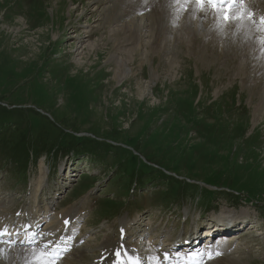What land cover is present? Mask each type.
Wrapping results in <instances>:
<instances>
[{
	"label": "rangeland",
	"instance_id": "obj_1",
	"mask_svg": "<svg viewBox=\"0 0 264 264\" xmlns=\"http://www.w3.org/2000/svg\"><path fill=\"white\" fill-rule=\"evenodd\" d=\"M149 1L0 0V103L35 116L43 135H58L51 143L59 141L70 154L31 160L22 172L0 159V230L14 235L37 210V233L24 248L43 250L45 259L75 222L76 249L61 264H95L99 257L104 264L124 248L148 264L149 255L158 259L169 251L170 237L218 229L221 215H231L247 225L238 222L232 231L235 224H226L231 232L209 236L212 251L222 252L219 264H264L259 58L226 55L200 29L197 37L178 32L183 13L168 24V34L150 33L148 17L159 16V9ZM133 18L144 26L143 41L118 55L130 73L120 81L109 61L115 56L111 31ZM41 170L48 176L35 199L31 184ZM106 198L115 202L102 203ZM123 203V212L105 218ZM69 212L74 217L64 225ZM207 240L202 235L195 246L206 247Z\"/></svg>",
	"mask_w": 264,
	"mask_h": 264
},
{
	"label": "bare ground",
	"instance_id": "obj_2",
	"mask_svg": "<svg viewBox=\"0 0 264 264\" xmlns=\"http://www.w3.org/2000/svg\"><path fill=\"white\" fill-rule=\"evenodd\" d=\"M176 2L178 3L177 8L174 7L176 6ZM148 6H152V7L158 6L159 9L157 10L158 11L157 15L159 14V16H156L155 13L153 16L149 15L148 17L150 18L148 19V21L152 22V24L148 23V28H147L148 31H150V33L152 31L154 32L156 31L157 35L161 33H165V35L168 34V30H169L168 24H172L171 20L176 19V16L178 17V15L183 13L185 14L186 20L184 19V21L186 23L184 25L183 24L180 25L181 29H179L178 32L184 33L185 31H188L191 34L193 33V35H195L194 37H197L199 34L196 33L195 30L200 29L201 31L200 36L201 37L209 36V38L213 40V43L214 42L219 43V51L226 53V55L230 52L239 53L240 55H242V58L245 57V59H248L249 56L250 57L254 55L258 56L259 58L258 61L260 62L258 65H256L254 69L258 74L257 77H259L261 80L264 79V22H262L261 19L262 17H264V0H250L247 4H245L244 2L243 3L239 2L234 8H232L231 15L233 18L228 21H224L222 18V14L217 9H214L212 6L208 4L203 5L206 6L208 10H202L204 9L203 6L197 4L196 0H172V1L150 0ZM199 10L201 11L199 12ZM176 23L178 22L176 21ZM143 27H141V25H139L133 18L127 21L125 25L119 27L120 29H118V31L117 29L111 31V37H112L111 39L114 45L112 51L115 52V56H112L109 61L111 62V64L113 63V65H115L116 67L115 73L117 74L118 78L120 77L119 78L120 81H123L130 73L125 71L126 60L118 58V55H124L126 53L128 49L126 48L124 49L125 45H131L132 46L131 50L133 51H135L138 47H140L139 46L140 44L142 45V41H143L142 33L144 32ZM202 30H204L205 33H203ZM190 38L191 37L189 36L187 39ZM206 45L208 44L206 43ZM202 57H206V55L204 54V56ZM245 61L241 62V65L244 67L243 69L246 70L247 67L249 66H248V62ZM261 91H263V89ZM258 103H259L258 108L264 109V96L262 99H260ZM47 176H48L47 171L41 170L40 177L38 179L33 180L34 183L32 182L31 186L33 187L32 188L34 193L33 197H35V199L43 190V184ZM32 213H34L36 217L33 220L30 218V222L27 225L25 224L26 222H24L23 225V228L25 230L23 231L22 236L25 237L24 238L25 240L28 239L27 242H29L30 239H33L34 235H36V232L38 230L37 229L38 217H39L38 213H40V211L33 210ZM73 217H74L73 212L66 213L64 217H62V223L66 225L65 221L71 220ZM220 218L223 221L220 223L222 224L224 223L225 226H227L226 224H232L233 222L234 224H237L238 222L244 224V221H238L236 218L234 217L232 218L231 215L229 216L221 215ZM70 222H72V220ZM74 224L75 222L69 224V226H71V230L70 232L64 234L63 236L64 240L62 242L63 245L59 244L55 247L54 251L51 250L50 254H48L47 260L53 261L54 264H61L58 261V259L61 258L62 253L66 251L67 247L69 246L70 248H68V251L71 250L72 252L76 249L75 248L76 243L74 242L76 241L74 231L77 230V228ZM225 226L223 227V229L231 232L230 227L228 226L225 227ZM236 228L237 227L232 228V231H235ZM0 231L4 233V235L2 236L13 235V232L5 228L3 230L1 229ZM205 233L208 234L209 231H205ZM209 236L214 237L215 236L214 232L212 231ZM1 239L2 238L0 236V264H41V262L37 259V256L40 252H44L43 250L34 252V250L30 251L29 249L24 248V242H26L25 240L23 243L20 244V243H12L11 241L4 243L5 239L4 240ZM208 240H210V238H208ZM209 242L206 245V247L205 246L203 247V249H198L195 255H193L194 253L188 255L179 252H174L173 254L162 253V255L158 259L153 254L149 255L151 260L148 261V264H193V262L194 264H219V262L224 261V259H220L223 258L221 257L222 252H217L215 250L212 251L211 247L213 246L212 245L213 240L211 241L212 242L211 244ZM14 245L17 246V249L10 248V246L12 247ZM45 245H47L46 242L43 245V249ZM19 246L22 248L19 249ZM208 246L211 249H208ZM107 248L110 249L112 247L107 246ZM227 249L228 246L226 250ZM120 250L123 251L122 249ZM79 252L80 255L83 254V252L81 251ZM208 252H211L213 254L212 259H209ZM216 252L220 253L221 256L216 255ZM111 256L112 254L110 255L109 258L110 261L108 259L104 264H114L116 257L111 258ZM122 258L124 259L125 257ZM100 259L101 258L99 257L98 261L95 264H103V262L102 263L100 262ZM124 260L126 261L127 259ZM225 260H228V258H225ZM66 261H71V259L67 258ZM237 263L239 264V262ZM140 264H142L141 261ZM226 264H232V263L228 262Z\"/></svg>",
	"mask_w": 264,
	"mask_h": 264
},
{
	"label": "trees",
	"instance_id": "obj_3",
	"mask_svg": "<svg viewBox=\"0 0 264 264\" xmlns=\"http://www.w3.org/2000/svg\"><path fill=\"white\" fill-rule=\"evenodd\" d=\"M33 117L35 116L28 115L23 110H8L0 103V159L3 156L5 160L9 159L20 172L29 169L31 160H36V163L44 155L50 159L57 152L60 153L63 150L66 152L59 141L51 143L57 140L58 135L54 138L44 136L42 131L33 124V121L35 122ZM51 128L58 129L55 124H51ZM67 135L71 139L83 138L69 133ZM43 137L47 138L43 140ZM7 166L5 161H1V167ZM107 202L113 203V201ZM121 210L122 207H118L114 214L120 213Z\"/></svg>",
	"mask_w": 264,
	"mask_h": 264
},
{
	"label": "snow or ice",
	"instance_id": "obj_4",
	"mask_svg": "<svg viewBox=\"0 0 264 264\" xmlns=\"http://www.w3.org/2000/svg\"><path fill=\"white\" fill-rule=\"evenodd\" d=\"M196 3L203 6L204 4H208L212 6L214 9H217L221 14L224 21H228L232 19V6L236 3V0H196ZM262 22H264V17L261 18ZM68 221H65V224H67ZM122 238H123V229H121ZM4 233L0 231V235H3ZM47 248L48 245H45ZM114 255L116 257V260L114 261V264H140L139 257H134L132 255H129V251L127 249H124L121 251L120 249L115 250ZM195 255V254H193ZM216 255H219V253H216ZM46 253L40 252L37 256V259L41 262V264H54L53 261L45 259ZM122 257H127V260L125 261ZM209 259L213 258V254L211 252H208ZM194 264V262H193Z\"/></svg>",
	"mask_w": 264,
	"mask_h": 264
}]
</instances>
